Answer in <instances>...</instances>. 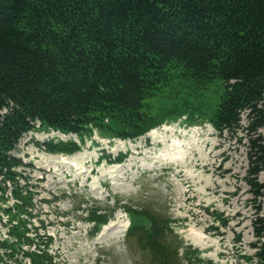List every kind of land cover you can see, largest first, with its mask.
<instances>
[{"label": "trees", "instance_id": "obj_1", "mask_svg": "<svg viewBox=\"0 0 264 264\" xmlns=\"http://www.w3.org/2000/svg\"><path fill=\"white\" fill-rule=\"evenodd\" d=\"M244 113L245 180L257 200L264 196V0H0V200H8V181L19 200L0 207L11 223L2 244L12 251L35 244L26 252L32 264H54L51 237L29 234L34 193H22L16 167L23 162L11 152L37 121L39 129L77 134L81 144L45 143L49 152L73 153L94 130L136 139L181 119L207 120L222 133L237 130ZM101 211L88 212L96 230L108 219ZM130 211L131 231L151 221ZM252 221L254 256L264 264V216Z\"/></svg>", "mask_w": 264, "mask_h": 264}, {"label": "rangeland", "instance_id": "obj_2", "mask_svg": "<svg viewBox=\"0 0 264 264\" xmlns=\"http://www.w3.org/2000/svg\"><path fill=\"white\" fill-rule=\"evenodd\" d=\"M248 127L244 113L237 130L222 133L207 120L169 121L134 141L94 130L81 151L56 154L60 162L51 161L42 147L51 132L31 130L12 151L31 164L18 168L35 193L32 225L38 230L31 234L51 237L54 264H263L252 246L257 239L252 220L258 213L264 216V196L255 200L245 180ZM260 131L264 135V127ZM174 133L188 141L181 148L185 160L161 159L167 151L158 140ZM81 153L84 159L68 160ZM7 185L8 201L0 200V207L15 201L12 182ZM96 207L108 218L97 234L88 222V212ZM130 209L151 221L129 230ZM0 217V264H32L26 252L35 245L19 244L12 251L2 244L11 237V223L2 210ZM152 222L157 224L149 233Z\"/></svg>", "mask_w": 264, "mask_h": 264}, {"label": "bare ground", "instance_id": "obj_3", "mask_svg": "<svg viewBox=\"0 0 264 264\" xmlns=\"http://www.w3.org/2000/svg\"><path fill=\"white\" fill-rule=\"evenodd\" d=\"M165 131L169 132V129H166ZM156 132H153V134H155ZM51 135H59V136H62V137H69V135H62L61 133L59 132H52ZM157 136V135H156ZM177 136V135H176ZM175 136V133L172 135L171 134V137H168L167 134L161 136V138L158 140L159 143H163L166 147V153L165 155H162L164 156V158H162L161 156V159H166L168 160L169 158L172 159V161H179V160H185V155L186 152L184 151H181V148L183 146H185V144H187V142L183 141V139H180L179 137H176ZM158 143V144H159ZM191 144V143H190ZM185 148V147H184ZM192 150V149H191ZM163 151V150H162ZM183 152V153H182ZM182 153V154H181ZM51 156V161H59L60 162V159H57L55 155H52L50 154ZM167 156V157H166ZM83 157H85V154L84 153H81V154H78L74 157H71V159H68V160H77V159H84ZM55 158V160H54ZM159 160H161L160 158H158ZM67 159H65L66 162L68 163H71L69 162ZM181 160V161H182ZM171 161V160H170ZM161 162V161H160ZM163 162V161H162ZM166 162V161H165ZM72 166V165H71ZM205 238V237H204Z\"/></svg>", "mask_w": 264, "mask_h": 264}]
</instances>
